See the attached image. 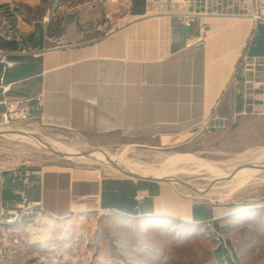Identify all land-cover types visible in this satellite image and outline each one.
<instances>
[{
	"label": "crops",
	"instance_id": "obj_1",
	"mask_svg": "<svg viewBox=\"0 0 264 264\" xmlns=\"http://www.w3.org/2000/svg\"><path fill=\"white\" fill-rule=\"evenodd\" d=\"M151 1L0 0V51L7 57V63L0 57V123L7 100L41 93L34 124L45 131L139 138L164 148L187 145L211 121L226 120L244 56L252 67L264 62V25L238 15L204 18L211 29L196 48L189 38L199 23L181 26ZM261 5L264 0H248L246 11ZM59 38L65 47H56ZM247 106L234 105L233 112L245 115ZM258 107L264 114V100ZM42 172L38 192L47 217L111 210L219 228L217 218L158 181L62 164ZM19 188L9 170H0V220L3 209L20 203Z\"/></svg>",
	"mask_w": 264,
	"mask_h": 264
},
{
	"label": "rangeland",
	"instance_id": "obj_2",
	"mask_svg": "<svg viewBox=\"0 0 264 264\" xmlns=\"http://www.w3.org/2000/svg\"><path fill=\"white\" fill-rule=\"evenodd\" d=\"M153 1L154 11L175 14L187 10L182 0ZM247 1L194 0L190 10L211 16L244 15ZM253 64L255 67L250 66V62L247 66L241 62L228 118L211 121L204 132L187 145L163 148L139 138L45 131L36 127V119L17 123L11 129L30 132L43 142H58L82 153L101 150L118 155L126 152L132 162L154 166L160 156L194 154L231 174L239 163H231L232 160L264 147V114L258 107L264 100V62ZM245 104L247 114L236 116L233 106ZM55 149L39 145L31 138L0 134V170L43 169L62 164L94 171L103 177H126L117 173L116 168L72 160L67 158L64 148ZM247 157L240 163L253 158ZM257 166L254 178L232 195L219 189L227 180L214 182L212 175L205 171L201 176L175 177L180 183L161 182L180 198L197 204L207 217L217 218L219 228L209 221L135 217L103 210L73 211L63 218L34 216L29 220L19 217L4 226L0 264H264V159ZM196 189H208L210 196Z\"/></svg>",
	"mask_w": 264,
	"mask_h": 264
},
{
	"label": "bare ground",
	"instance_id": "obj_3",
	"mask_svg": "<svg viewBox=\"0 0 264 264\" xmlns=\"http://www.w3.org/2000/svg\"><path fill=\"white\" fill-rule=\"evenodd\" d=\"M0 134L5 136L31 138L34 139L39 145H45L47 148L53 150H56L55 148L60 146L65 149L64 152L67 158L72 160H83L90 164H102L103 166L112 170L116 168L117 173L134 179H145L173 184L180 183L179 179H177V176H181V174L201 176L204 175L201 172L205 171L207 174L212 175L214 182L218 180H227V182L223 183V186L219 189L222 191V193L228 192L231 195L242 189V187L246 186L247 183L254 178V174L258 169L257 163L264 159V147L258 150L248 151L244 155H240L231 161V163H235L237 161H239V163L235 165L233 173L228 174L216 167L217 164L198 158L194 154L175 153L171 155L160 156L158 157L159 163L154 166L132 162L126 157V152H122L118 155H111L101 150H95L90 153H82L70 147L63 146L58 142H52V144H49L43 142L41 139H37L32 133L26 131L14 130L11 128H0ZM247 156H253V158L249 161H245L243 164L240 163L241 159ZM227 164L230 165L229 163ZM220 165H226V163H220ZM213 176H215V178H213ZM175 177L177 178L175 179ZM215 184H213V186ZM215 186L217 187V185ZM195 191H205L207 192L206 196H210L208 189H196ZM17 218L19 217L3 218L0 221V229L2 230L5 225L11 223Z\"/></svg>",
	"mask_w": 264,
	"mask_h": 264
},
{
	"label": "built area",
	"instance_id": "obj_4",
	"mask_svg": "<svg viewBox=\"0 0 264 264\" xmlns=\"http://www.w3.org/2000/svg\"><path fill=\"white\" fill-rule=\"evenodd\" d=\"M187 7V10L180 13H175L174 17L181 24V26L193 29L196 23H199L198 30L193 36H190L191 46L200 48L206 43L207 34L210 31V25L204 18L211 17V15H202L196 11H191L194 0H182ZM204 16V17H203ZM251 18L257 25H264V5L258 6L251 11H246L244 15H238ZM56 47H65L62 38L55 40ZM43 52L35 53L36 57H41ZM0 57L3 63H7L6 55L0 51ZM248 55L244 56V62L247 66L250 62ZM256 62V59L253 60ZM10 65V63H8ZM44 95L41 93L33 98H12L5 102V111L1 117L0 126L11 128L17 123H26L37 119L43 109ZM11 176L17 179L20 183V188L17 193L20 196V203L13 209H3L1 213L2 218L9 217H26L29 220L34 216H41L43 219L47 217V210L44 207L42 198L39 195V186L42 178V169H22L13 168L9 170ZM136 202L138 205L142 202V197L137 196ZM111 211V210H107ZM1 221V220H0ZM212 223L211 221H209ZM213 225V224H212ZM1 232V229H0ZM218 235H220L217 232Z\"/></svg>",
	"mask_w": 264,
	"mask_h": 264
},
{
	"label": "trees",
	"instance_id": "obj_5",
	"mask_svg": "<svg viewBox=\"0 0 264 264\" xmlns=\"http://www.w3.org/2000/svg\"><path fill=\"white\" fill-rule=\"evenodd\" d=\"M238 111H241V109H242V106H238ZM125 215H127V216H131V215H129V214H125Z\"/></svg>",
	"mask_w": 264,
	"mask_h": 264
},
{
	"label": "water",
	"instance_id": "obj_6",
	"mask_svg": "<svg viewBox=\"0 0 264 264\" xmlns=\"http://www.w3.org/2000/svg\"><path fill=\"white\" fill-rule=\"evenodd\" d=\"M235 17H243V16H235Z\"/></svg>",
	"mask_w": 264,
	"mask_h": 264
}]
</instances>
